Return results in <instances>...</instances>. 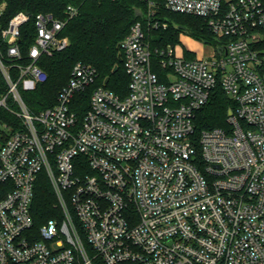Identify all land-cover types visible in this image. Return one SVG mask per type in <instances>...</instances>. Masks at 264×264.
<instances>
[{"label": "built area", "instance_id": "1", "mask_svg": "<svg viewBox=\"0 0 264 264\" xmlns=\"http://www.w3.org/2000/svg\"><path fill=\"white\" fill-rule=\"evenodd\" d=\"M141 1L120 45L126 94L76 63L39 113L23 94L45 82L40 61L67 46L78 7L38 15L24 50L30 17L3 24L0 3V264H92L81 233L104 264H264V0ZM161 8L202 19L222 42L195 59L153 48L152 32L168 27ZM91 86L79 119L74 97ZM217 86L235 103L228 127L196 133ZM41 173L63 218L35 227Z\"/></svg>", "mask_w": 264, "mask_h": 264}, {"label": "trees", "instance_id": "2", "mask_svg": "<svg viewBox=\"0 0 264 264\" xmlns=\"http://www.w3.org/2000/svg\"><path fill=\"white\" fill-rule=\"evenodd\" d=\"M5 4L3 24L16 13H25L30 18L21 28L20 43L26 50L35 33V18L38 15H52L54 19H65V9L72 5L78 7V15L69 20L61 36L68 39L67 46L45 56L40 67L47 78L31 92H25L23 98L32 113H39L56 103L57 96L68 81L70 72L76 63L91 66L97 73L96 86L107 80L106 88L124 96L127 91L128 76L121 56V40L128 33L130 26L145 12L146 5L141 0H0ZM158 17L167 22L165 30L152 32V47H166L180 43V34H184L198 43L217 46L222 40L217 39L198 17L175 14L160 9ZM264 48V41L261 42ZM117 67L116 71L113 69ZM154 72L161 76L163 71L157 65ZM93 86L75 95L72 110L82 119L88 108V96ZM235 103L217 86L210 94L207 104L196 114L194 127L196 133L213 128H227L228 112L234 110ZM30 214L35 227L50 221L60 222L63 218L57 199L44 173L38 177L30 206ZM80 231V230H79ZM81 233V231H80ZM81 238L92 264H104L94 256L81 233Z\"/></svg>", "mask_w": 264, "mask_h": 264}, {"label": "rangeland", "instance_id": "3", "mask_svg": "<svg viewBox=\"0 0 264 264\" xmlns=\"http://www.w3.org/2000/svg\"><path fill=\"white\" fill-rule=\"evenodd\" d=\"M140 16L142 18L141 14H140ZM181 36L188 37L182 33V34H180V43L175 44V45H168V46H170L172 48L177 46L176 47V54L179 56L183 55V57L186 59H195L197 57H205V56L209 55L211 53V51L214 49V46L204 45V44L198 43L197 41L193 40L190 37H188V38H190V40H189L185 37L181 38ZM190 41H191V43H190ZM156 47L157 46H154L153 48H156ZM158 48H163V47H158ZM188 49L194 50L195 53L189 52ZM162 74H163V72L161 73V78L163 76Z\"/></svg>", "mask_w": 264, "mask_h": 264}, {"label": "water", "instance_id": "4", "mask_svg": "<svg viewBox=\"0 0 264 264\" xmlns=\"http://www.w3.org/2000/svg\"><path fill=\"white\" fill-rule=\"evenodd\" d=\"M119 61H121L120 57H119ZM116 70H117V67H115V68L113 69V71H116ZM103 85H104V86L107 85V80L104 81ZM228 114H230V112H229Z\"/></svg>", "mask_w": 264, "mask_h": 264}, {"label": "crops", "instance_id": "5", "mask_svg": "<svg viewBox=\"0 0 264 264\" xmlns=\"http://www.w3.org/2000/svg\"><path fill=\"white\" fill-rule=\"evenodd\" d=\"M182 37H185V36H181V38H182ZM185 38H187V39H189V40H190V38H188V37H185ZM191 41H192V40H191ZM191 41H190V43H191Z\"/></svg>", "mask_w": 264, "mask_h": 264}]
</instances>
